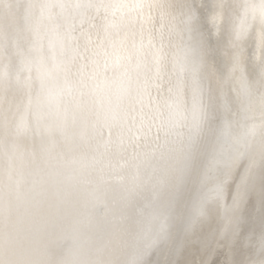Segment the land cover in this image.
Segmentation results:
<instances>
[{"label": "snow or ice", "instance_id": "6c2138e0", "mask_svg": "<svg viewBox=\"0 0 264 264\" xmlns=\"http://www.w3.org/2000/svg\"><path fill=\"white\" fill-rule=\"evenodd\" d=\"M0 14V264H264V0Z\"/></svg>", "mask_w": 264, "mask_h": 264}, {"label": "bare ground", "instance_id": "6f19581e", "mask_svg": "<svg viewBox=\"0 0 264 264\" xmlns=\"http://www.w3.org/2000/svg\"><path fill=\"white\" fill-rule=\"evenodd\" d=\"M2 15V14H0ZM257 229H258V224L256 225ZM220 254L217 255L216 257H214L215 259H223V253L226 251L225 249L221 248L220 250ZM172 257L166 252V251H161V252H158L156 253L155 255H153L152 259L154 261H160L161 264H163V262L165 260H168V259H171ZM186 258L188 259H193V258H196L198 259L199 258V251H198V248L194 247V248H190L187 253H186Z\"/></svg>", "mask_w": 264, "mask_h": 264}]
</instances>
